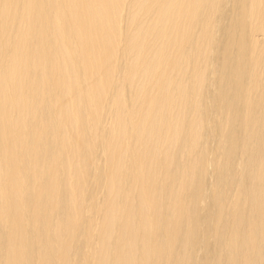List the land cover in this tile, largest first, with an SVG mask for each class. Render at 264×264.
Masks as SVG:
<instances>
[{"label": "bare ground", "instance_id": "1", "mask_svg": "<svg viewBox=\"0 0 264 264\" xmlns=\"http://www.w3.org/2000/svg\"><path fill=\"white\" fill-rule=\"evenodd\" d=\"M0 264H264V0H0Z\"/></svg>", "mask_w": 264, "mask_h": 264}]
</instances>
